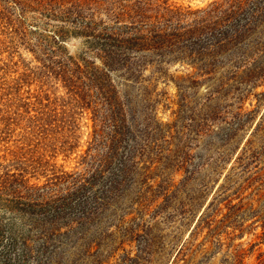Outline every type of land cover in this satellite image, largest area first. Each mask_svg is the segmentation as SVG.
<instances>
[{"label":"trees","instance_id":"trees-1","mask_svg":"<svg viewBox=\"0 0 264 264\" xmlns=\"http://www.w3.org/2000/svg\"><path fill=\"white\" fill-rule=\"evenodd\" d=\"M253 97L264 0H0V264H264Z\"/></svg>","mask_w":264,"mask_h":264},{"label":"rangeland","instance_id":"rangeland-1","mask_svg":"<svg viewBox=\"0 0 264 264\" xmlns=\"http://www.w3.org/2000/svg\"><path fill=\"white\" fill-rule=\"evenodd\" d=\"M184 3L186 4H192L194 6L197 5H205L206 3H208L209 1L212 0H182ZM38 32V31H36ZM33 36H35V34H32ZM74 46H70V50L73 53H78L79 52V47H81L82 45V41L80 39H76L73 41ZM25 57L28 58V55L26 54ZM117 82L120 85V88L123 92V94L125 95V97H129V98H133L135 96H137V90L136 88H134L132 86V84H130L129 82H127L126 80L123 79H119L117 77H115ZM262 89H259V91H261ZM206 94V89L205 88H201L199 90V92L197 93V97H203ZM251 100H253V104L254 105H258L260 110L259 113L262 112L264 110V99L261 102H257V100L253 97ZM172 112V108L166 106L165 109L160 108V116L164 117L165 120L168 119L169 115ZM90 126L92 125V121H89ZM88 130V129H87ZM221 130L222 132L218 133L217 131L213 132L211 135H209L208 137H206V139L203 142L198 141L197 142V146L195 147V149L192 150V163L193 164H198L201 163L203 158L209 153L208 151H206L204 148L205 146V141H215V142H219L222 138L221 135L225 134L229 131V126L227 124H223L221 125ZM76 162H71L68 165L71 167H74L76 164Z\"/></svg>","mask_w":264,"mask_h":264}]
</instances>
